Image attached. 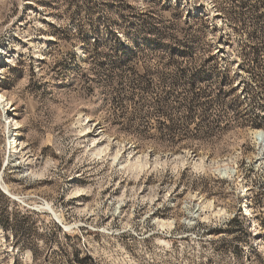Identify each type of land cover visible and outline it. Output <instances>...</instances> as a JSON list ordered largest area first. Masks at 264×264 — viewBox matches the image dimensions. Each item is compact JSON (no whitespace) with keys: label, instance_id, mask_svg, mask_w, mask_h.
Segmentation results:
<instances>
[{"label":"rangeland","instance_id":"374dc122","mask_svg":"<svg viewBox=\"0 0 264 264\" xmlns=\"http://www.w3.org/2000/svg\"><path fill=\"white\" fill-rule=\"evenodd\" d=\"M0 94V264H264V0H0Z\"/></svg>","mask_w":264,"mask_h":264},{"label":"bare ground","instance_id":"6f19581e","mask_svg":"<svg viewBox=\"0 0 264 264\" xmlns=\"http://www.w3.org/2000/svg\"><path fill=\"white\" fill-rule=\"evenodd\" d=\"M3 99L4 96L0 94V102H2ZM254 137L258 143L264 146V130H258L254 132ZM222 171L223 173H230V174L234 172L230 167H225ZM240 200H241V204H243L240 207L241 212H243L247 216L252 215L251 204L249 202V193H247L245 189L243 190L242 196L240 195ZM196 214H197L196 211L191 214L190 219L188 220L189 223L196 217Z\"/></svg>","mask_w":264,"mask_h":264},{"label":"built area","instance_id":"2783aa9c","mask_svg":"<svg viewBox=\"0 0 264 264\" xmlns=\"http://www.w3.org/2000/svg\"><path fill=\"white\" fill-rule=\"evenodd\" d=\"M259 144V143H258ZM260 145V144H259ZM261 148H264V146L263 147H261Z\"/></svg>","mask_w":264,"mask_h":264},{"label":"trees","instance_id":"16d2710c","mask_svg":"<svg viewBox=\"0 0 264 264\" xmlns=\"http://www.w3.org/2000/svg\"><path fill=\"white\" fill-rule=\"evenodd\" d=\"M4 225V224H3Z\"/></svg>","mask_w":264,"mask_h":264}]
</instances>
